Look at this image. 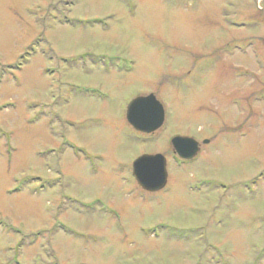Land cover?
<instances>
[{"label": "rangeland", "instance_id": "rangeland-1", "mask_svg": "<svg viewBox=\"0 0 264 264\" xmlns=\"http://www.w3.org/2000/svg\"><path fill=\"white\" fill-rule=\"evenodd\" d=\"M0 264H264V1L0 0Z\"/></svg>", "mask_w": 264, "mask_h": 264}, {"label": "water", "instance_id": "water-1", "mask_svg": "<svg viewBox=\"0 0 264 264\" xmlns=\"http://www.w3.org/2000/svg\"><path fill=\"white\" fill-rule=\"evenodd\" d=\"M126 119L135 130L151 133L162 125L164 109L151 93L137 96L127 104ZM170 142L174 153L182 160L193 159L199 150V142L191 137L175 135ZM206 142L207 139L202 141ZM132 174L146 191L163 188L167 179L165 157L159 153L139 155L132 162Z\"/></svg>", "mask_w": 264, "mask_h": 264}, {"label": "flooded vegetation", "instance_id": "flooded-vegetation-1", "mask_svg": "<svg viewBox=\"0 0 264 264\" xmlns=\"http://www.w3.org/2000/svg\"><path fill=\"white\" fill-rule=\"evenodd\" d=\"M264 1V0H263ZM121 58H118V59H116V60H120Z\"/></svg>", "mask_w": 264, "mask_h": 264}]
</instances>
